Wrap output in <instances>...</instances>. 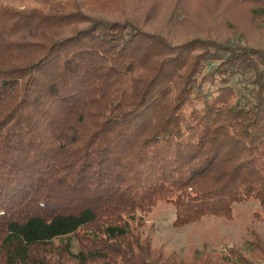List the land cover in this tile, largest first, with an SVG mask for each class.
I'll return each mask as SVG.
<instances>
[{"label":"trees","instance_id":"trees-1","mask_svg":"<svg viewBox=\"0 0 264 264\" xmlns=\"http://www.w3.org/2000/svg\"><path fill=\"white\" fill-rule=\"evenodd\" d=\"M33 1L0 0V264H183L137 229L157 204L264 208V0ZM250 237L190 264H264Z\"/></svg>","mask_w":264,"mask_h":264},{"label":"rangeland","instance_id":"rangeland-1","mask_svg":"<svg viewBox=\"0 0 264 264\" xmlns=\"http://www.w3.org/2000/svg\"><path fill=\"white\" fill-rule=\"evenodd\" d=\"M3 1L17 6L37 5L33 0ZM74 1L82 10H93L95 13H114L121 10L125 15H132L137 11V0ZM261 39L258 38L259 44L262 43ZM173 219L174 207L170 203H159L137 225V229L164 253H176L183 264H190L195 249L200 250L202 243L208 246L209 251H225L227 246H235L246 253L249 250L247 240L251 238L250 229L257 230L264 237V208L254 198L234 202L230 218L205 215L183 226H174Z\"/></svg>","mask_w":264,"mask_h":264}]
</instances>
